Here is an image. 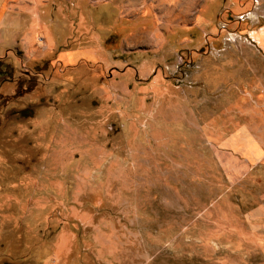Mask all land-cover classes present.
Instances as JSON below:
<instances>
[{"label": "rangeland", "instance_id": "rangeland-1", "mask_svg": "<svg viewBox=\"0 0 264 264\" xmlns=\"http://www.w3.org/2000/svg\"><path fill=\"white\" fill-rule=\"evenodd\" d=\"M258 1L0 0V264H264Z\"/></svg>", "mask_w": 264, "mask_h": 264}, {"label": "crops", "instance_id": "crops-1", "mask_svg": "<svg viewBox=\"0 0 264 264\" xmlns=\"http://www.w3.org/2000/svg\"><path fill=\"white\" fill-rule=\"evenodd\" d=\"M256 37L257 40L259 42L260 45V50L264 52V34L260 32H256ZM253 146L255 147V152H257L256 154H254L253 158L255 159V161H260L262 159H264V155H263V149L259 146V144L256 141L252 142ZM262 152V153H261Z\"/></svg>", "mask_w": 264, "mask_h": 264}, {"label": "built area", "instance_id": "built-area-1", "mask_svg": "<svg viewBox=\"0 0 264 264\" xmlns=\"http://www.w3.org/2000/svg\"><path fill=\"white\" fill-rule=\"evenodd\" d=\"M251 1L254 2V5H256V7L259 6V1L258 0H251ZM254 18H255V16H253V12H249L246 16H242L240 18V20L241 21H246L245 19L252 20ZM255 41L256 40L254 38H252V42L255 43Z\"/></svg>", "mask_w": 264, "mask_h": 264}, {"label": "trees", "instance_id": "trees-1", "mask_svg": "<svg viewBox=\"0 0 264 264\" xmlns=\"http://www.w3.org/2000/svg\"><path fill=\"white\" fill-rule=\"evenodd\" d=\"M24 115H26V114H24Z\"/></svg>", "mask_w": 264, "mask_h": 264}]
</instances>
